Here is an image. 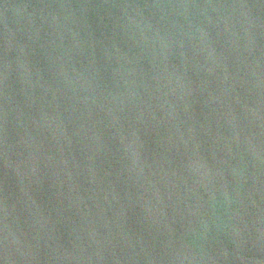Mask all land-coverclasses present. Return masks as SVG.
<instances>
[{
  "label": "water",
  "instance_id": "1",
  "mask_svg": "<svg viewBox=\"0 0 264 264\" xmlns=\"http://www.w3.org/2000/svg\"><path fill=\"white\" fill-rule=\"evenodd\" d=\"M0 264H264V0H0Z\"/></svg>",
  "mask_w": 264,
  "mask_h": 264
}]
</instances>
